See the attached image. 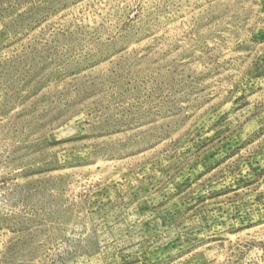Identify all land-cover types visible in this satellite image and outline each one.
I'll list each match as a JSON object with an SVG mask.
<instances>
[{
  "label": "rangeland",
  "instance_id": "1",
  "mask_svg": "<svg viewBox=\"0 0 264 264\" xmlns=\"http://www.w3.org/2000/svg\"><path fill=\"white\" fill-rule=\"evenodd\" d=\"M0 264H264V0H0Z\"/></svg>",
  "mask_w": 264,
  "mask_h": 264
}]
</instances>
